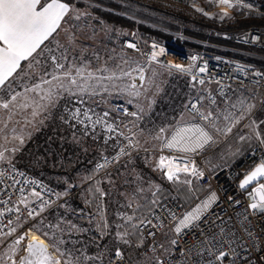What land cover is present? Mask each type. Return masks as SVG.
Listing matches in <instances>:
<instances>
[{
    "label": "snow or ice",
    "instance_id": "1",
    "mask_svg": "<svg viewBox=\"0 0 264 264\" xmlns=\"http://www.w3.org/2000/svg\"><path fill=\"white\" fill-rule=\"evenodd\" d=\"M215 3L224 9H231L235 6L233 0H215ZM236 3H239V0H236ZM69 11L70 5L63 2V0H45V2H42V0H0V113H2L0 115V125H2L0 133L8 129L9 122L13 121L21 113H24V119L23 121L17 120V124L23 123L24 126H36L37 123H43L44 120L51 117L52 110L60 106L61 100H65L66 103L63 106V112L59 115V119L72 127L81 126L85 136L92 134L93 139H95L97 125H103L108 133L117 131L106 120L110 115L109 111H103L102 114L97 113L95 108L89 104V100L94 101L95 97L108 93L110 89L120 88L126 78L128 80H137L138 82L144 81V69L142 67H133L132 64L134 62L124 57L120 59L123 60V64L128 65V68L123 67L121 64L110 66L107 60L103 66L94 67L91 61H87L82 55L70 59L66 51L56 55L54 50L47 46L38 53L37 50L41 49V45H44L45 41L61 27V23L65 20ZM197 11L203 12V9L198 8ZM204 15H207V13L204 12ZM221 15L226 17L228 12L224 11ZM76 18L78 19L79 17L77 16ZM57 47L60 48L62 46L57 44ZM127 47L135 49V45L131 43ZM45 51L49 55L43 60L38 58ZM163 52L164 50L160 49V53L163 54ZM34 54L36 55L34 56ZM95 59L99 60V55H96ZM151 59L153 61L157 59L156 52L152 53ZM193 60H195V57H193ZM23 61L28 62L26 66L28 71H24L21 67ZM49 61L50 64L48 63ZM167 67L175 68L181 73L192 71L191 67L185 68L182 65H170ZM18 70L24 77L32 80L31 84L21 85L23 91H17L9 83L18 73ZM199 72L205 73L206 67L199 68ZM135 73H138V76L134 75ZM257 75H260V73H257ZM191 79L201 86L206 83L205 79H198L195 75ZM212 82L211 80L208 81V83ZM215 83L221 90L225 87H230V85H225L222 81H215ZM124 87L136 89L137 83H130L124 85ZM130 94L139 95L138 92H131ZM220 95L223 97L221 102L227 104L229 102L227 94L221 91ZM86 97L88 99H85ZM204 99V96H197L194 100L187 101L184 107L193 113L194 117H198L203 121L205 125L214 128L217 133L229 134L235 123H238L239 119L243 118L242 115L239 118H234L233 113L226 112V114H223V119L227 123L221 128L216 123L220 119V114L217 111L219 109L217 99L211 93L207 96L210 105L214 107L205 106L203 103ZM240 103L243 104V101ZM69 104L81 106L69 107ZM231 107L234 108L236 105L232 104ZM252 107V105H249L248 110L250 111ZM124 111L126 115H136L135 113H128L126 109ZM93 115H95V119H93ZM180 121L181 124L174 126L171 131L163 126L160 127L153 139L161 141L163 148L182 153L195 152L204 148L210 142H214L213 136L201 124L185 122L183 114L180 116ZM260 124H264V121L259 123L253 121L252 131L259 143L264 145V134L258 130ZM10 131L12 133L11 140L5 134V143L18 141L22 145L24 143L23 135L16 134V128H12ZM120 134L118 133V135ZM110 139H113V137L109 136L104 140V143L107 144ZM126 139L131 141L130 137H126ZM240 139H251V137L241 136ZM0 147L3 146L0 145ZM16 150L13 147L10 151L14 154ZM6 151L9 150L7 148L0 150V163L6 162L17 175L23 176L24 173L15 169L11 155H5ZM126 154H128L126 149L120 147L117 154L112 157V161L119 162L120 157ZM104 160V164L96 165V171L106 168L110 163L107 157ZM166 161L167 163H165ZM157 167L163 172L169 182L174 185L184 184L187 186L188 192L195 195L191 189L192 181L186 178L187 175L203 177V172L199 171L195 166L189 169L187 164L181 166L176 163L174 157L162 155L159 158ZM181 173L186 174L184 179H181ZM5 175H7L5 171H0V178ZM106 176L112 187L116 188L115 177L111 173H106ZM261 178H264V161H261L246 175L240 184V188L244 189L247 185L254 181H259ZM9 179L13 180L14 183H20V181L15 180L14 176H10ZM87 179L92 180V177L89 176ZM136 179L139 180L140 178L137 177ZM24 183L35 184L36 181L25 180ZM95 184L97 186L89 188L88 191L94 194L97 201L103 202L111 194V190L102 189L99 186L101 184L100 180H96ZM0 186H2V180H0ZM18 191L21 193L19 203L24 204L25 208L28 209V216L33 219L45 212L54 203L50 199L46 200L41 192L33 190L30 193L31 197L34 198L33 203L35 204L38 201L39 205L38 207L28 208V197L23 195L24 188H19ZM48 192L51 195V190H48ZM116 192L123 199L117 201L118 208L115 212L113 223L110 224L105 219L107 209L103 204H96V215L100 221L97 228L101 233V238L114 234L116 242L127 246L129 249H135L137 256H148V260L152 264H166L159 257L148 255L149 253H155L156 248L155 246L149 248L145 241V236L155 237L156 235L153 229L157 225L153 221L160 220V216L156 215L157 210L167 208L163 203V199H167V197H162V188L153 184L146 189L144 184L137 183L133 185L131 180H125L123 187L116 188ZM254 193L249 207L253 211L264 213V183H260L254 189ZM5 195H7V192H5ZM55 195L59 198L61 193H55ZM216 200V194L211 193L207 199L197 203L194 208L184 213L183 217L178 220L174 231L180 234L182 229H189L195 226L196 222L201 221L204 213L210 209ZM7 203L8 200L0 198V204L6 205ZM58 207L67 208V205L66 203L60 204ZM6 210L9 212L13 211L12 208H7ZM68 210L83 214V209L69 208ZM15 211L19 212L20 209L17 207ZM167 211L168 218L177 220L176 215L170 209H167ZM3 215L4 212H0V216ZM223 223L221 221V224ZM34 227L36 232L48 238L51 242V247L55 251L57 258H53L52 253L48 251V245L43 242L37 243L35 238H33L32 241L27 243L25 248L27 255L21 258L20 264H95L97 260H102L103 253H98L95 256L83 253L77 255L74 251L61 247L66 241L56 237L54 235L56 231L66 232L69 235L73 231H88V229L78 226L70 218L59 217L57 223H48L46 225L48 230H43L45 224L42 218ZM11 231L15 232V229ZM10 234L7 233L6 235ZM28 235H31V233ZM201 236H203L201 245L204 251L197 253V259L192 261V264H236V259H229L230 256H236V250L231 247V241L229 240V231L221 228L219 232L211 235L207 232H201ZM26 239L27 235H24L15 241L10 254H6L9 260H12V256L15 255L16 246ZM72 243H76V241ZM171 243L175 245L177 241L172 240ZM104 247L107 248V245ZM160 247L163 248V245ZM110 251H112V256L109 259V264H113V262L115 264H125L126 253L122 248L116 247L114 244ZM181 254L183 255V252ZM257 259L258 264H264V256ZM12 264H16V262L13 260ZM185 264H187V261H185ZM244 264H252V261L246 259Z\"/></svg>",
    "mask_w": 264,
    "mask_h": 264
},
{
    "label": "rangeland",
    "instance_id": "2",
    "mask_svg": "<svg viewBox=\"0 0 264 264\" xmlns=\"http://www.w3.org/2000/svg\"><path fill=\"white\" fill-rule=\"evenodd\" d=\"M85 4L84 7H77L76 5H70V11L65 17V20L62 21L61 27L58 29V33L53 38V40L45 42V44L41 47L38 51L41 52L42 49L47 46L54 50L56 55H59L60 52L66 51L69 58L76 56H83L87 61H91L92 65L95 66H103L104 62L107 60L109 65L113 64H121L123 67L128 68V65L123 64V60L121 57L127 58L134 63L132 64L133 67H142L144 69L145 80L138 82L137 80H128L127 78L123 81V84L118 89H110L108 93L102 94V96H97L93 100H89V104L93 108H95L97 113H101L104 111L102 108L107 107L114 115L115 114L110 108L109 104L111 101H118L119 103L125 105L126 107L132 109L138 117L135 118H128L124 116H120L124 119H120L117 123V126L114 128L117 129L116 137L120 139L121 136L126 134H133L136 141L138 142L139 152L134 154L129 159L125 160L122 164L114 168L113 170L109 171L113 177H115V185L116 188L123 187V182L125 180H131L133 185L140 183L144 184L145 188L151 187V185H159L163 192L162 197L174 196L179 197L181 196V200L187 204H192L199 195L198 190L195 189V178L194 176L187 175V179L192 181L191 189L195 195H192L188 192L187 186L184 184L174 185L169 182L166 177L164 176L163 172L159 170L157 165L159 164L160 156L168 157L164 154L159 152V149L162 145V142L159 140L153 139V136L157 132H151L148 130L146 133H142V131L137 127V123H140L144 120V118L150 114V112L154 109V104L159 99L170 100L168 93L166 92V85L170 84V80L173 78L174 75L176 76H186L184 74H180L174 70L154 65V64H146V62L142 59V57L137 53L135 54L132 50L126 48L124 46L125 40H132L139 44L140 47H144L150 42L147 40L146 36H142L141 32L138 30H122L118 27H114L111 24H105L98 15H96L92 10L91 6L94 5L93 0H77ZM121 2V0H114ZM136 1V0H134ZM138 9L142 11V13L156 18L157 20L161 21L162 19L166 21H175L174 16L176 13H181L184 16H188L190 18L196 16H204L206 18H210L215 20L218 24L220 23H230L232 22L239 12L243 10L236 9L232 15H228L223 17L222 13H217L212 17H207L202 14V12L197 11L199 8V4H197L196 0H137ZM251 4L255 5L258 9V4H264V0H252L250 1ZM200 9V8H199ZM249 12V14L253 16L262 15L258 13L254 9H245ZM174 13V14H173ZM79 17L78 19L76 17ZM243 16L242 18H244ZM139 22H143L146 25L152 28H158L160 30H164L159 23H149L145 20H138ZM228 32L224 31L223 33ZM221 31H214V36H219L226 40H232L230 38H224L220 35ZM175 36H180L179 33H173ZM183 37V36H182ZM124 38V39H122ZM122 40V41H121ZM233 41V40H232ZM234 42V41H233ZM57 44L61 45L62 47L58 48ZM168 45V44H167ZM215 49L226 51V48L223 47H213ZM173 50V49H172ZM201 52V51H200ZM239 52V51H238ZM242 52V51H240ZM198 53V52H197ZM195 54V53H193ZM36 55V54H35ZM34 55V56H35ZM49 55L48 52H43V55L38 57L40 59H44ZM99 55L100 59L96 60L95 56ZM27 63L23 67L24 71H28ZM50 64V61L48 62ZM51 70V69H50ZM134 75L138 76V73ZM187 77V76H186ZM188 78V77H187ZM189 80V79H188ZM190 84L192 83L189 80ZM12 84L17 91H23L22 84H31L32 80L24 77L23 74L19 71L18 74L15 75L13 79L9 82ZM119 83V82H118ZM130 83H137L136 89L125 88L124 85ZM194 88V93L189 96L186 101L182 102L183 108H185V104L187 101L191 100L197 96H204L207 88L198 87L194 84H191ZM121 93L123 95L122 98L115 97L116 93ZM131 92H138L139 95H132ZM166 94V95H165ZM169 97V98H168ZM167 98V99H165ZM85 99H88L87 97ZM231 101V100H230ZM230 101L228 105L230 104ZM99 102V103H97ZM66 103L65 100L60 101V106L52 110L51 117L43 121V123H37L36 126L28 125L24 126L23 123L17 124V120L23 121L24 113L17 115L13 121L9 122L8 129H5L3 133H0V150H4L7 148L9 151L5 152L6 156L11 155L13 163L16 165L22 166V159H28L31 156H34L32 152L40 149V144L36 139L41 140V132L49 131V134L52 135L56 132L66 136L69 134L72 143L81 149L82 156L84 154V158L86 163L84 170L80 172L74 173V182L78 192L77 201H71L72 192L64 191L65 193H71L69 198L65 201L67 208L62 207L61 211L57 213L55 219L52 222L44 220L45 228L47 229L46 225L48 223H57L59 217H67L73 220L78 226L88 229L86 232H76L73 231L70 235L66 232L56 231L54 235L66 241L65 244L61 245L62 248H67L74 251L77 255L83 253L85 255H97L100 253L99 246L94 244L93 251L86 250V243L83 242L82 239H78L77 237L81 234H89L91 231L96 232L99 236H101L100 231L97 228L98 223H100L98 216L96 215L97 209L96 204L102 203L103 206L107 209L105 213V219L111 224L114 222L115 219V212L118 208L117 201L122 200L123 198L120 197L117 192L116 188H113L112 185L108 181V177L105 175L96 177L93 165H90L93 171L88 170L90 162L92 163L91 159L88 157V154L92 152L93 148L88 146L84 141H80V135H77L74 132V127L70 126L68 123H64L59 119V115L63 112V106ZM203 103L205 106L206 99H204ZM264 104V98L258 97L252 100H249V103H246L240 107H238V114L234 116V118H239L241 115L243 116L242 119H239L238 123L232 127V131L224 135L223 133H217L214 128L210 127V131L215 138V141L203 151V162L208 170L212 171L220 166L223 165H231L232 163L237 162L240 160L247 152L249 151H257L258 148L264 145H261L259 141L255 138V135L252 131V122L256 121L259 123L260 121H264V110H262V105ZM69 104L68 106L71 107ZM219 107V109L227 111V106ZM252 105L253 107L251 110H248V106ZM81 106V105H80ZM218 109V110H219ZM259 109V112L256 111ZM184 110V109H183ZM258 113V114H257ZM183 120L189 121L191 118L183 111ZM2 115V113H0ZM181 116V114H180ZM180 116L176 118H166L167 124L165 128L169 129L170 131L174 128V126L178 123H181ZM30 118V117H29ZM111 118V117H110ZM263 118V119H262ZM106 119H109L107 117ZM223 119V117H220ZM217 120V125L222 128V124L220 121ZM110 123V121H108ZM261 125V124H260ZM262 129H258L261 133L264 132V124ZM2 127V125H0ZM102 129H105L102 126ZM16 128L18 135H23L24 143L21 145L18 141H11L10 143H5L4 135H8L9 140H11V129ZM43 130V131H42ZM234 132H236L234 134ZM118 133H121L118 135ZM39 136V137H38ZM251 137V139L241 140L240 137ZM62 140L64 137H60ZM15 147L17 150L14 154L11 153V149ZM54 150V148H53ZM100 151L104 150V147L99 149ZM239 155L234 160L232 159V155ZM138 156V158H135ZM81 160V159H80ZM81 160V161H82ZM6 163V162H5ZM4 164V163H0ZM68 168L73 167V163L68 162ZM94 164V163H93ZM214 166V167H211ZM91 176L92 180H88L87 177ZM186 174L181 173V179H184ZM139 177L140 179L137 180L136 178ZM68 180V178H67ZM96 180H100L101 184L99 185L102 189L108 191L111 190V194L103 201H97L94 197L92 192H89V188H95L97 185L95 184ZM177 190L185 191L184 194H179L176 192ZM171 194H167L166 192H170ZM166 193V194H165ZM83 209V214H77L68 209ZM38 220L32 227L31 230L27 232L24 229V222L21 221L17 224L16 234L13 236H6L4 239L0 241V264H12L14 260L16 264H20V260L22 257L26 256L27 253L25 251L26 248V240L21 241L19 245L16 246L15 255L12 256V260L8 259L6 254H10V250L12 246L15 244V241L20 237L27 235L30 232H34L35 225L39 222ZM34 230V231H32ZM48 230V229H47ZM38 233V232H37ZM41 235V234H40ZM43 239H48L41 235ZM112 238L115 240L114 234L111 235ZM76 237V238H75ZM47 241V240H46ZM76 241V243H72ZM116 241V240H115ZM98 242V241H97ZM120 244V243H119ZM122 245V244H120ZM124 247H127L123 245ZM128 248V247H127ZM168 248V244L165 246V249ZM52 253L53 258H57V255L53 249L49 250ZM112 255V252H111ZM110 255V256H111ZM110 256L102 257L105 259L104 264L107 263ZM130 257H134L132 263L130 264H147V261L142 259L141 256H137L135 249H129ZM102 260H97L95 264H101Z\"/></svg>",
    "mask_w": 264,
    "mask_h": 264
},
{
    "label": "built area",
    "instance_id": "3",
    "mask_svg": "<svg viewBox=\"0 0 264 264\" xmlns=\"http://www.w3.org/2000/svg\"><path fill=\"white\" fill-rule=\"evenodd\" d=\"M196 1L197 4H199V8L203 9L202 14L204 15V12H206L207 15L205 16L207 17H212L224 11H227L228 15H232L236 9H254L258 13L264 15L263 11L251 4L250 1L252 0H239V3L233 0L235 6L231 9H224L217 6L215 0H211V2L210 0ZM220 35L224 38L232 39L237 44L253 49L264 50V28L250 27L236 32H222ZM130 43L135 45V49L127 47ZM154 45L155 47H153ZM124 46L133 52L139 53L146 64L149 65L154 64L162 66L176 72L178 71L175 68L167 66L182 65L185 68L191 67V72L178 73L186 75L188 79L197 86L201 85L192 81L191 78L193 75L197 76L198 79H205L206 83L203 86L211 87V90L205 95L206 102L209 105L210 102L207 99L209 93H211V95L217 99V102L221 103L223 106L229 103L225 104L221 102L223 100V97L220 95L221 91L227 94L229 101L238 91H250L254 95H261L264 97V71L257 67L245 65L234 58L207 51H201L191 55L183 54L176 50H174L176 53H171L170 50L172 49H170L165 42H157L154 40L148 42L144 48H140L138 43L132 40H125ZM160 49L164 50L163 54L160 53ZM153 52L157 53V59L155 61L151 59ZM182 54L186 57H183ZM193 57H195V60H193ZM201 67H206L205 73L199 72V68ZM257 73H260V75H257ZM209 80L213 82L208 83ZM215 81H222L225 85H230V87H225L221 90ZM194 98L191 100H194ZM109 108L119 116L128 118L138 117V114L132 109L118 101H111ZM125 109L128 113H135L136 115H126ZM185 113L191 118V120L186 121L187 123L201 124V126H204L212 135L210 126L205 125L198 117H194L193 113L186 108ZM180 124L181 123H178L176 125ZM126 137H130L131 141L126 139ZM213 140L215 141L214 137ZM212 143L213 142H210L205 145L204 148L191 153H182L175 150L170 151L167 148H163V145H161L159 149L161 154L174 157L175 162L181 166L187 164L189 169L195 166L199 171L203 172V177L194 176L196 185L203 190L200 196L190 205L181 203L175 197L164 199L163 203L167 208L158 209L156 215L160 216V220L153 221V223L157 225V227L153 229V231L156 232L155 237L145 236L147 246L149 248L155 246L156 248L155 253H149L148 255L159 257V259L164 260L166 264H185V261H187V264H192V261L197 259V253L204 251L201 245V240L203 239L201 232H207L211 235L212 233L219 232L221 228L230 232L229 240L231 241V247L236 250V256H230L229 259H236V264H244L246 259H250L252 264H258L257 258L264 256V213L253 211L249 207L252 202V196L255 194L254 189L258 187L260 183H264V178L256 181L246 190H242L239 186L242 177L249 173L261 161H264V148L257 151H249L234 164L223 165L210 171L203 162V151ZM120 147H124L128 154L121 156L119 162L112 161V157L117 154ZM139 151L138 143L133 134L121 136L112 152L100 157L94 162L93 168L96 177L105 175ZM105 157L108 158L110 163L106 168L96 171V165L104 164ZM165 163H167V161ZM13 164L18 172L24 173L23 176L17 175L7 163L0 164V171H5L7 173L3 178H0V180H2L0 198L8 200L6 205L0 204V212H4V215L0 216V241L6 236L15 235L17 224L21 221L24 222V229L28 231L38 220H41L59 208L58 205L63 204L71 195V193H66L65 195L63 190L40 179L15 163ZM10 176H14L15 180L20 181V183H14L13 180L9 179ZM25 180L36 181V183H24ZM19 188H24L23 195L28 197V208L38 207L39 205L38 201L35 204L33 203L34 198L30 195L33 190L41 192L46 200L50 199L54 203L51 204L45 212L33 219L28 216V209L25 208L24 204L19 203L21 197V193L18 191ZM48 190H51V195H49ZM5 192H7V195H5ZM55 193H61L60 197L57 198ZM211 193L216 194L217 200L213 202L210 209L204 213L201 221L196 222V225L189 229H182L181 233L177 234L174 229L178 220L183 217L184 213L194 208L197 203L207 199ZM17 207L20 209L19 212L15 211ZM7 208H12L13 211L9 212L6 210ZM167 209H170L171 212L176 215L177 220L168 218ZM9 221H11V223H9ZM213 221H215V223H213ZM221 221L224 223L221 224ZM12 229H15V232H12ZM7 233L11 234L6 235ZM172 240H176L177 244L173 245L171 243ZM167 244L168 248L165 249ZM161 245H163V248L160 247ZM182 252L183 255L181 254ZM141 257L147 261V264H152V262L148 260V256L142 255ZM109 259L106 264H109ZM113 264H115V262H113ZM125 264H130L127 258Z\"/></svg>",
    "mask_w": 264,
    "mask_h": 264
},
{
    "label": "trees",
    "instance_id": "4",
    "mask_svg": "<svg viewBox=\"0 0 264 264\" xmlns=\"http://www.w3.org/2000/svg\"><path fill=\"white\" fill-rule=\"evenodd\" d=\"M93 1L94 5L91 6V10L96 15H98L105 24H111L112 26L118 27L122 30L136 29L141 32L142 36H146L147 40L165 42L168 44L170 49L176 50L183 54L191 55L200 51L213 52L221 56L234 58L245 65L257 67L264 71V50L249 48L237 44L232 40H226L219 36L213 35L214 31L216 30L221 32H236L248 29L250 27L264 28L263 14L259 16H253L249 14L247 10H243L238 14H235L236 18L232 22H224L220 24H218L215 20L206 18L204 16L190 18L188 16H184L181 13H176L174 16L175 21H166L164 19L159 21L156 18L154 19L153 17L142 13V11L138 9L140 6L137 4V0H121V2L114 0ZM63 2H66L69 5H76L77 7L85 6V4L77 0H63ZM258 6V8L264 12V4H258ZM243 16L245 17L242 18ZM138 20H145L149 23H159V25L164 30L152 28L143 22H139ZM173 33H179L180 36H175ZM215 46L226 48V51L213 48ZM134 53L136 54L137 52ZM138 54L139 53H137V55ZM191 84L186 76L179 77L174 75V79L172 78L170 80V84L165 86L166 92H169L168 96L170 98H168L170 100L159 99L154 104L153 111L150 112V114H148L142 122L137 123V127L142 131V133H146L148 130L151 132H158L160 127L166 126V118L172 117L177 119L183 111L185 112L182 102L186 101L189 96L194 93V88L191 86ZM194 85L197 86L196 84ZM115 97L122 98L123 95L118 92L115 94ZM70 106L75 107L80 105ZM262 107V110H264V104ZM102 109L104 111H109V119L106 120L107 122L110 121V123L114 126H117V123L120 119H124L120 116L114 115L107 107ZM94 118L95 115H93V119ZM74 128H76L74 129V132L81 137L80 141H84L88 146L93 148L92 152L88 154V157L92 161L88 167V170L90 171L93 169L90 165H93V163L100 157L112 152L119 141V138L116 137V133H108L106 129H102L101 125L96 126L95 139H93L92 134L85 136L81 126L77 125ZM259 128L262 129L263 125L261 124ZM262 134H264L263 131ZM40 136L41 140L36 139V141H38L40 144V149L32 152L34 156H31L28 159H22L23 169L61 190L72 192V197L70 200L76 202L78 198V192L76 191L77 188L74 182V173L80 172L84 170V167H86L84 164L86 161L82 160L85 153L82 156L81 149L76 147L72 141L69 140V134L64 136L59 132H56L50 135L49 131L47 130L41 132ZM109 136L113 137V139L108 140V143L105 144L104 140ZM60 137H64L63 140ZM102 147H104V150L100 151L99 149ZM135 158H138V156ZM68 162L73 163L74 166L68 168ZM195 189L198 190L199 195L203 191L196 185V183ZM176 192L179 194L186 193L182 190H177ZM166 193L171 194V191ZM181 196L180 198H175H177L181 203H184L181 200ZM169 197L174 196H168L167 198ZM38 234L40 235V233ZM77 238L82 239L83 242L86 243V250L88 251H93V243L97 244L99 246V252L103 253L104 257L111 255L112 251H110V249H112L113 245L115 244L116 247H120L125 251L126 258L129 263H132L133 259H135L134 257L128 256L129 248L120 245L112 238L111 235L103 236L101 238V236H99L96 232L91 231L89 234H81ZM105 245H107V248L104 247ZM104 260L105 259L103 258L101 264H104Z\"/></svg>",
    "mask_w": 264,
    "mask_h": 264
},
{
    "label": "crops",
    "instance_id": "5",
    "mask_svg": "<svg viewBox=\"0 0 264 264\" xmlns=\"http://www.w3.org/2000/svg\"><path fill=\"white\" fill-rule=\"evenodd\" d=\"M42 2H45V0H42ZM57 33H58V30H57V32L56 33H54L53 34V36H51L47 41H45V42H48V41H51V40H53V38H55V36L57 35ZM45 44V43H44ZM43 45H41V47H42ZM40 49H38L37 51H39ZM35 55V54H34ZM26 62L27 61H23L22 62V64H21V67L23 68L24 66H25V64H26ZM18 73H19V70H18ZM17 73V74H18ZM15 77V76H14ZM11 81V80H10ZM9 81V82H10ZM202 87H204V88H207V90H206V92H205V95L211 90V87L210 86H202ZM258 97H263V96H261V95H254L253 93H251L250 91H238V92H236L235 94H234V96H233V98L231 99V101H230V104L227 106V111H224V110H221V109H219V110H217L218 111V114H220V117H223V114H226V112H231V113H233L234 114V116H236V114H238L236 111H238V107H240V106H242V105H244V104H246V103H249V100H252V99H254V98H258ZM264 98V97H263ZM241 101H243V104H241L240 102ZM206 104L209 106V107H214V106H211V105H209L207 102H206ZM219 104V107H221L222 108V104L221 103H218ZM232 104H235L236 105V107H231V105ZM226 106V105H225ZM256 111H260L259 109H256ZM220 121H222L221 122V124H222V128L226 125V121H224V119H220ZM236 132H234V134H235ZM210 146V145H209ZM208 146V147H209ZM207 147V148H208ZM261 148H264L263 146H261ZM261 148H258V149H261ZM239 155H232L231 157H232V159L234 160L236 157H238ZM232 164H234V163H232ZM230 165V164H229ZM211 167H214V166H211ZM63 204H65V202L63 203ZM61 208L62 207H59V208H57L55 211H53V212H51L49 215H47L46 217H44L43 218V220H46V221H49V222H52L54 219H55V217H56V215H57V213H59L60 211H61ZM43 230H47L46 228H44ZM36 231V230H35ZM36 233V232H35ZM36 234H38V233H36ZM39 235V234H38ZM40 236V235H39ZM42 237V236H41ZM43 238V237H42ZM47 240V243L49 244V247H50V249H52V247H51V242L48 240V239H46ZM49 251V250H48Z\"/></svg>",
    "mask_w": 264,
    "mask_h": 264
},
{
    "label": "bare ground",
    "instance_id": "6",
    "mask_svg": "<svg viewBox=\"0 0 264 264\" xmlns=\"http://www.w3.org/2000/svg\"><path fill=\"white\" fill-rule=\"evenodd\" d=\"M29 230H30V229H29ZM29 230H28V231H29ZM28 231H27V232H28ZM30 233H31V235H29V236L27 237V239H26V244H27L28 242L32 241L33 238H35V242H37V243L43 242L44 244H46V245L49 246V244L47 243V241H46L45 239H43L41 236H39V235L36 234L35 232H30ZM48 250H50V247H48Z\"/></svg>",
    "mask_w": 264,
    "mask_h": 264
},
{
    "label": "water",
    "instance_id": "7",
    "mask_svg": "<svg viewBox=\"0 0 264 264\" xmlns=\"http://www.w3.org/2000/svg\"><path fill=\"white\" fill-rule=\"evenodd\" d=\"M170 51H171V53H176L174 50H170ZM182 56H183V57H186V56L183 55V54H182ZM257 165H258V164H257ZM257 165H256V166H257ZM256 166H255V167H256ZM255 167H254V168H255ZM254 168H253V169H254ZM253 169H252V170H253ZM252 170H251V171H252ZM247 174H248V173H247ZM247 174H246V175H247ZM246 175H244V176L242 177V179L240 180V182H239V186H240L241 182L244 180V178L246 177ZM261 179H262V178H261ZM255 182H256V181H254L253 183L247 185V186H246L244 189H242V190H246V189H248V188L251 187Z\"/></svg>",
    "mask_w": 264,
    "mask_h": 264
}]
</instances>
